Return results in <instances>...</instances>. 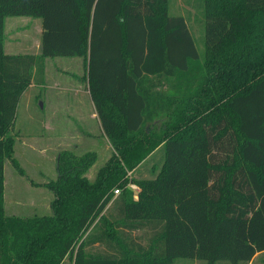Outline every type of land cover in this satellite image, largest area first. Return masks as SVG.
<instances>
[{
    "label": "trees",
    "instance_id": "16d2710c",
    "mask_svg": "<svg viewBox=\"0 0 264 264\" xmlns=\"http://www.w3.org/2000/svg\"><path fill=\"white\" fill-rule=\"evenodd\" d=\"M202 2L203 53L171 0H0V264H248L264 251V0ZM7 15L42 18L39 53L5 51ZM73 54L114 153L90 180L97 153L61 150L57 178L38 183L52 213L8 215L20 97L46 56ZM161 147L152 177L130 175Z\"/></svg>",
    "mask_w": 264,
    "mask_h": 264
},
{
    "label": "rangeland",
    "instance_id": "374dc122",
    "mask_svg": "<svg viewBox=\"0 0 264 264\" xmlns=\"http://www.w3.org/2000/svg\"><path fill=\"white\" fill-rule=\"evenodd\" d=\"M170 11L171 13H179L186 16L196 44L203 53L205 49V16L202 0H171ZM36 21H39L42 25V18L40 16L7 15L5 19L6 39L9 38L11 33L16 31L18 33L17 38L23 42L29 37V35H25L27 30H33L32 44L35 46L39 38V23H36ZM6 50L9 52L21 51L19 48H11L9 46H6ZM58 64L60 65L57 57H51L50 65L57 66ZM71 69L78 71L76 65L72 66ZM52 70H55V67H52ZM68 77L77 79V75L74 72L68 73ZM170 81L166 80L160 88L164 91L172 92ZM49 89L44 85H40L37 88H28L20 98L17 107L16 122L11 131L16 136L14 156L19 161L20 168H17L10 159L6 160L4 198L5 209L8 215L32 216L52 213V208L49 205L52 196L48 193L54 192L43 184L38 183L57 178V159L61 149L69 147V150L79 155L87 151H95L97 153L96 161L86 173L90 180L96 178L100 167L114 153V147L108 144V140L105 138L102 129L97 126L89 127L91 119H83L76 113L71 112L65 115L63 111H59V117L62 114L66 116V122L68 121L67 123L70 125L71 130L74 131L73 133H79L80 140L77 147L66 146L61 128L55 130L54 134H51L52 131L46 129V121L55 120L53 118V110L46 98V91ZM55 104L61 106L59 103ZM161 119L162 116L157 117L156 122H160ZM88 129H93L95 131L94 134L89 135V133H86L83 136L84 132ZM30 133L33 136H29ZM33 140L38 142L35 149L31 148L29 144H23L26 141L29 143L34 142ZM59 144L60 146L58 147L57 145ZM164 154V148H158L153 156L144 161L137 169L130 171V175L134 177H152L153 173H156L163 163ZM32 185L35 186L33 187L34 190L29 191ZM130 187L138 191L137 187L133 185H130ZM72 262V259L68 258L63 264H72ZM172 264H206V262L199 259L178 258ZM216 264L232 263L223 260ZM254 264H264V253L256 256Z\"/></svg>",
    "mask_w": 264,
    "mask_h": 264
},
{
    "label": "crops",
    "instance_id": "0c3cea01",
    "mask_svg": "<svg viewBox=\"0 0 264 264\" xmlns=\"http://www.w3.org/2000/svg\"><path fill=\"white\" fill-rule=\"evenodd\" d=\"M12 23H16V22H12ZM36 23H39V38L35 46L34 44H32L33 43V38H32L33 30H27L25 35L26 36L29 35V37H27V39L24 40L23 42L21 41V39L17 38L18 33L15 31L11 33V35L13 36L9 35V38L7 39L5 35V40H4L5 51L8 53H18V52L7 51L6 46H9L11 48L13 47L19 48L21 50L20 52L39 53L41 51V37H42V32H43V25H41L39 21H36ZM76 55H79V56H76ZM51 57H57V60L59 61L60 65L59 64L57 66L50 65ZM75 65L78 67V71H74L73 69H71V67ZM52 67H55V70H52ZM70 72H74V74L77 75V79L69 78L68 73ZM40 85L41 86L44 85L46 88H50L48 91H46V98H47V101L50 103V106L53 110V113H54L53 118L55 120L46 121V129H50L52 131L51 134H54L55 130H58L59 128H61V133H63L62 136L66 142L65 143L66 146H74V147L78 146V143L80 140L79 133L77 134L73 133L74 131L71 130L70 125L67 123L68 121L66 122L65 115L70 114L72 112V113H76L78 116H80L83 119L84 118L91 119V122L89 123V127H94V126H97L98 128L100 127L105 135V138H107L108 140L107 141L108 144L112 146L107 134L104 131L95 101L91 95L87 68L84 62L83 55L73 54V55L46 56L45 57V73L43 75L38 74V72L34 73L30 85L23 91L22 95L26 92L28 88L30 87L37 88ZM55 103H59L61 104V106L58 104L56 105ZM59 111H63L65 115L62 114L61 117H59L60 116ZM94 132L95 131L93 129H88L87 131L84 132L83 136L86 135V133H89V135H92V133L94 134ZM30 135L33 136L32 133H30L29 136ZM23 144L24 145L29 144L31 148L35 149L36 144H38V142L34 141V142L29 143L26 141ZM57 146L59 147L60 144ZM64 149H69V147L64 148ZM64 149H61V150H64ZM33 187L35 186L32 185V187L29 188V191H31L32 189L34 190ZM48 194H51L52 196L51 200L49 201V205L51 206V201L54 199L55 194L54 193H48ZM94 250L102 251V250H106V247L98 243L95 245ZM262 253H264V251L258 252L254 256V258L249 262V264H254V259L256 258V256ZM72 264L74 263L72 262Z\"/></svg>",
    "mask_w": 264,
    "mask_h": 264
},
{
    "label": "built area",
    "instance_id": "2783aa9c",
    "mask_svg": "<svg viewBox=\"0 0 264 264\" xmlns=\"http://www.w3.org/2000/svg\"><path fill=\"white\" fill-rule=\"evenodd\" d=\"M133 186L137 187L136 185L132 184ZM120 192L119 189L116 190V193L118 194Z\"/></svg>",
    "mask_w": 264,
    "mask_h": 264
}]
</instances>
